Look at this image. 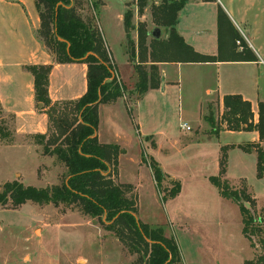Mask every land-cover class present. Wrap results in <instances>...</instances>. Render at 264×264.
<instances>
[{"label":"rangeland","instance_id":"rangeland-1","mask_svg":"<svg viewBox=\"0 0 264 264\" xmlns=\"http://www.w3.org/2000/svg\"><path fill=\"white\" fill-rule=\"evenodd\" d=\"M159 2L147 0L143 12L138 13L136 0H110V7L98 13V18L86 0H80L76 6L84 20L92 17L91 22L100 29L121 73L128 76L122 44V39L125 42L126 39L117 11L124 4L125 10L133 11L131 21L135 28L137 23L144 22L149 32L157 27L158 38L164 39L165 28L156 25L151 16V5ZM250 26L257 33L261 29L260 38L264 41V24ZM135 28L130 31L134 41ZM148 36L150 41L153 37L150 33ZM228 67L222 66L223 71ZM77 71L78 68L62 66L52 76L53 85L64 80L74 84L82 81ZM162 71L164 79L169 80L164 91L146 94L138 103L133 100L136 93L124 92L133 110L124 111L123 116L131 140L119 160L118 174L124 181L141 179L137 197L133 187L129 192L136 198L138 218L151 226H162L166 236L175 238L183 264H245L247 259L264 264V178L256 176L254 151H245L237 145L247 143L250 133L244 130H219L218 136L210 133L211 127L203 114L211 112L217 121L223 112L216 92L212 91L216 74L211 68L183 63L165 65ZM259 84L262 95L264 66ZM1 94L12 102H6L10 107L26 106V91L18 80L15 86L3 82ZM182 123L190 129L182 128ZM14 126L13 114L0 106V190L4 182L14 179L38 187L60 184L66 175L64 165L54 155H43L41 145L36 153L33 145L38 144L30 134L16 135ZM254 142L264 145V140ZM222 148L225 150L223 178L231 188H246L255 199L252 213L263 229L252 235L251 241L242 232L238 204L221 196L209 179L219 172ZM140 152L151 156L169 177L179 181L180 190L175 196L162 200L161 194H166L172 183L165 177L159 192L145 164L138 167ZM16 173L21 175L16 177ZM114 179L121 182L118 175ZM244 204L250 206L249 202ZM260 254L263 260L258 259ZM135 259L136 255L129 253L97 217L84 214L76 206L39 205L31 201L18 206L10 201L0 204V264H135Z\"/></svg>","mask_w":264,"mask_h":264},{"label":"trees","instance_id":"trees-1","mask_svg":"<svg viewBox=\"0 0 264 264\" xmlns=\"http://www.w3.org/2000/svg\"><path fill=\"white\" fill-rule=\"evenodd\" d=\"M151 5L152 21L167 32V37L151 38L144 22L134 27L133 11L123 13L125 47L135 69L137 80L134 92L137 98L149 88H158L161 77L158 62H207L223 60L225 39L232 57L228 60H256V56L234 28L227 14L218 8V54L208 55L196 51L177 32L175 25L179 10L187 0H159ZM80 0H35L39 15L36 32L44 47L57 63L82 62L86 64V90L75 99L52 101L48 94L49 73L52 64H28L23 67L33 75L34 99L38 109L47 115L45 133L30 134L34 142L42 146V153L54 155L66 170L60 184L38 187L23 184L18 179L6 181L0 190V204L8 201L18 206L26 201L42 204L76 206L81 212L97 217L111 231L129 253L135 254V264H183L179 246L173 236H166L162 226H151L137 216V201L129 192L130 183L115 181L119 146L98 140V105L124 95L125 87L116 74V65L100 29L91 20H84L77 11ZM98 18L101 0H86ZM147 0H136L137 11L142 13ZM136 30V41L130 31ZM241 50L236 49V41ZM148 63V64H147ZM41 103V107L39 104ZM223 112L219 120L213 114H203L211 127L210 133L220 129L256 130L259 141L264 140V101L258 102V117L253 119L251 104L240 94L222 97ZM131 113V109L129 108ZM132 115V114H131ZM216 123V124H215ZM8 135V133H6ZM5 135V136H6ZM245 151L256 154V176L264 178V145L247 142L239 145ZM219 160V172L209 177L221 196L235 201L241 211L242 232L251 236L262 231L252 211L255 199L246 188H231L225 173V150ZM158 191L161 192L163 172L156 160L145 158ZM172 187L161 194L164 201L180 190L178 180L170 179ZM244 202H249L246 207ZM262 254L258 256L262 259ZM245 264H255L247 259Z\"/></svg>","mask_w":264,"mask_h":264},{"label":"crops","instance_id":"crops-1","mask_svg":"<svg viewBox=\"0 0 264 264\" xmlns=\"http://www.w3.org/2000/svg\"><path fill=\"white\" fill-rule=\"evenodd\" d=\"M101 2L99 15L102 10L110 7V0H101ZM219 7L227 14L236 31L256 56V60H228L232 57V52H230L229 49L228 39H225L222 52L223 60L207 62H158L157 65L161 77L159 87L149 88L143 95L133 99L135 103H138V100L146 96V94L153 93L154 91L160 92L166 89L169 85L167 83L169 80L164 79L165 77L162 71L163 66L169 64L178 66L183 63L200 64L208 66L214 71V74H216L215 88L212 91L216 92V100L219 105L222 106L223 95L240 94L243 99L250 102L253 119L256 121L258 115V102L264 101V90L262 95H260L261 92L259 93L260 73L262 71V66H264V41L260 38L261 29H258L257 33L250 25L264 24V0H187L178 12L175 28L183 39L196 51L208 55H217V11ZM124 11L125 8L123 4L116 14V17L122 21V24ZM38 27L39 15L35 0H0V106L3 111L13 114L16 135L45 133L47 130V115L43 110L37 108L34 99L33 75L23 67L24 65L49 63L53 65L49 73L48 82V94L52 101L75 99L81 96L86 90V64L82 62H55L53 56L44 47L37 35L36 30ZM148 37L147 41L149 40ZM123 38H125V31ZM122 44L123 61L129 68L128 76L121 73L119 64L116 62L112 52H110L116 65V74L119 80L124 85L125 90L132 94V92L135 93L134 86L137 75L133 64L128 58L124 39H122ZM235 50H241V46L237 45ZM62 66L78 68L77 73L79 72L82 81H78V83L74 84L71 81L64 80L61 84L54 86L52 76L54 72L62 68ZM222 66L230 67L223 71ZM17 80L19 86L23 87L26 91L24 97L26 106L23 108L8 106L6 102L9 104L12 102L6 100L4 96L3 98V94H1V85L3 82L15 86ZM170 81L174 82V80ZM206 92L210 93V90L206 89ZM128 103L129 101H127L125 95H122L112 101L101 102L98 105V125L96 134L100 142L115 143L119 146L118 166L115 175H118L119 179V160L127 152V143L131 140L130 134H128L129 132L126 130L123 123L124 111H129ZM130 108L132 112V106ZM29 115L35 118L36 121L32 118L29 120ZM130 116L132 117V115ZM16 119H19L20 122L16 123ZM128 130L131 131V128L128 127ZM220 131L237 130L222 128ZM244 131L250 133V138L246 142L259 140L256 130ZM219 132L216 134L217 136ZM243 143L245 142L238 143L237 145L239 146ZM19 146L22 147L27 145ZM33 148L37 153L39 145H33ZM139 156L138 167L143 168L145 164L149 170L152 181L156 185L148 163L142 160L143 152H140ZM144 156L146 159L152 158L151 156H147V154ZM160 168L164 178L168 177L169 181L170 179H174L169 177L168 173L165 172L162 167ZM17 175L21 174L16 173V177ZM120 181L130 183L137 197L138 188L141 186V179L138 178L135 182L121 179Z\"/></svg>","mask_w":264,"mask_h":264},{"label":"water","instance_id":"water-1","mask_svg":"<svg viewBox=\"0 0 264 264\" xmlns=\"http://www.w3.org/2000/svg\"><path fill=\"white\" fill-rule=\"evenodd\" d=\"M151 36L154 38H158L159 36V29L157 27H155L154 29H152V31L150 32ZM39 106H41V103L39 104Z\"/></svg>","mask_w":264,"mask_h":264},{"label":"built area","instance_id":"built-area-1","mask_svg":"<svg viewBox=\"0 0 264 264\" xmlns=\"http://www.w3.org/2000/svg\"><path fill=\"white\" fill-rule=\"evenodd\" d=\"M237 42L239 43L238 40H237ZM181 127L184 128V129H187V130L190 129V127H189L188 125H186L185 123H182V124H181Z\"/></svg>","mask_w":264,"mask_h":264}]
</instances>
